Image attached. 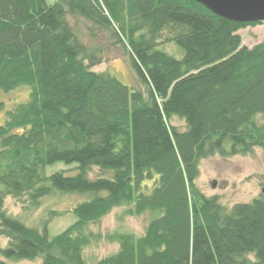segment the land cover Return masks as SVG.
Wrapping results in <instances>:
<instances>
[{
  "label": "trees",
  "instance_id": "trees-1",
  "mask_svg": "<svg viewBox=\"0 0 264 264\" xmlns=\"http://www.w3.org/2000/svg\"><path fill=\"white\" fill-rule=\"evenodd\" d=\"M68 15L112 32L142 91L94 72L100 50ZM260 24L193 0H0V90L30 91L0 126V236L10 240L0 264H88L84 251L100 236L87 230L116 208L152 219L141 237L110 236L119 252L97 264H264V195L229 209L196 184L203 160L264 149V41L248 49L238 35ZM169 43L181 59L160 49ZM59 163L77 174L48 176ZM57 194L88 200L56 236L58 213L36 229L5 210L7 197L38 207Z\"/></svg>",
  "mask_w": 264,
  "mask_h": 264
},
{
  "label": "rangeland",
  "instance_id": "rangeland-1",
  "mask_svg": "<svg viewBox=\"0 0 264 264\" xmlns=\"http://www.w3.org/2000/svg\"><path fill=\"white\" fill-rule=\"evenodd\" d=\"M50 4L54 0H48ZM68 22L74 29L81 42L90 50H100L98 57L101 64L93 70L96 73H109L122 84L132 90H143L135 71L131 67L130 58L122 45L116 44L112 32L98 30L93 24L82 17L68 15ZM243 40V45L248 49L261 44L264 41V22L256 27H248L238 33ZM160 49L169 55L181 59L184 55L181 48L169 43L161 45ZM30 91L28 88H20L11 93H3L0 90V103L5 110L0 112V126L5 123L7 112L18 104L28 101ZM264 120L259 118V123ZM172 124L179 130H185V124L179 119H173ZM63 171L67 176L77 174L75 166H66L62 163L48 167V176ZM100 170L94 169L90 177L98 178ZM197 187L206 197H218L221 205L232 208L236 204L251 203L262 195L264 189V149H255L251 155L233 158L213 157L203 160L200 164V174ZM88 200L81 195H60L47 197L41 200L38 207L31 206L28 199L18 201L12 197L5 199V210L13 218L19 219L30 228L41 229L42 223L49 219L51 212L59 214L50 224L52 236H56L74 222L71 214L73 208ZM152 219L149 213L141 217H127L124 209L116 208L98 225H92L87 233L98 235L100 238L93 240L92 244L84 251V258L88 264H97L100 260L113 256L119 252V244L112 243L110 236L116 233H129L136 237L145 234L148 223ZM99 240V241H98ZM9 239L0 236V249L7 247ZM0 261H5L0 255ZM9 264H42L41 258L33 261H7Z\"/></svg>",
  "mask_w": 264,
  "mask_h": 264
},
{
  "label": "water",
  "instance_id": "water-1",
  "mask_svg": "<svg viewBox=\"0 0 264 264\" xmlns=\"http://www.w3.org/2000/svg\"><path fill=\"white\" fill-rule=\"evenodd\" d=\"M226 20L254 24L264 22V0H193ZM264 195V189L262 190Z\"/></svg>",
  "mask_w": 264,
  "mask_h": 264
}]
</instances>
